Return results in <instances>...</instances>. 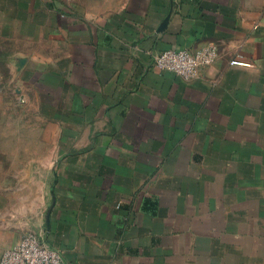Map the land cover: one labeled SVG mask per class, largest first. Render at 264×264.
Wrapping results in <instances>:
<instances>
[{
	"label": "crops",
	"instance_id": "crops-1",
	"mask_svg": "<svg viewBox=\"0 0 264 264\" xmlns=\"http://www.w3.org/2000/svg\"><path fill=\"white\" fill-rule=\"evenodd\" d=\"M208 45L191 79L154 65ZM29 233L74 264H264V0H0V259Z\"/></svg>",
	"mask_w": 264,
	"mask_h": 264
},
{
	"label": "built area",
	"instance_id": "built-area-1",
	"mask_svg": "<svg viewBox=\"0 0 264 264\" xmlns=\"http://www.w3.org/2000/svg\"><path fill=\"white\" fill-rule=\"evenodd\" d=\"M218 50L215 45L191 51L188 49H167L154 59L158 69L174 73L184 79H191L200 69L215 62ZM233 65L250 66L251 63L242 58L231 60ZM0 264H74L65 259L60 249L51 246L40 233H29L11 249L5 251Z\"/></svg>",
	"mask_w": 264,
	"mask_h": 264
}]
</instances>
